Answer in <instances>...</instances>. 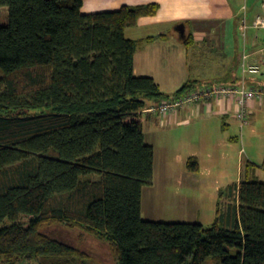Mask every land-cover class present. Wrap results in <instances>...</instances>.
<instances>
[{
	"label": "trees",
	"instance_id": "16d2710c",
	"mask_svg": "<svg viewBox=\"0 0 264 264\" xmlns=\"http://www.w3.org/2000/svg\"><path fill=\"white\" fill-rule=\"evenodd\" d=\"M83 5L0 0L9 7L0 25V263L89 264L90 254L45 231L61 224L107 242L117 264H264V181L253 161L221 189L211 224L144 219L155 148L143 111L204 84L188 80L170 96L135 74L140 40L126 29L156 15L158 2L92 13ZM187 167L198 171V158Z\"/></svg>",
	"mask_w": 264,
	"mask_h": 264
},
{
	"label": "rangeland",
	"instance_id": "374dc122",
	"mask_svg": "<svg viewBox=\"0 0 264 264\" xmlns=\"http://www.w3.org/2000/svg\"><path fill=\"white\" fill-rule=\"evenodd\" d=\"M161 1L163 5L158 19L142 18L139 23L126 29V35L133 39H142L148 34H155L159 28L167 30L169 40L164 44L163 53L171 57L165 65V73L169 74L166 88L167 94L173 96L176 89L190 77L192 82L207 83H230L231 78L227 69L226 61L229 54L233 57L238 47H243L246 38L243 25L250 23L257 13H264L262 7L264 0H182L181 10L169 8L168 2L172 0H86L82 10L86 13L109 11L120 8L122 5H135ZM231 1V2H229ZM234 5H240L234 11V17L240 21L236 31L230 39L229 49L218 44L217 38L211 37L199 41L200 46L191 48L188 56L181 52L180 38L176 26L182 22L181 15L186 11L197 10L208 11L213 18H209L207 24L196 23L191 20L189 26L198 29H207L215 25L214 17L225 18L227 10H232ZM163 10V11H162ZM211 10V11H210ZM180 11H182L180 13ZM190 15L189 17H191ZM175 18V19H174ZM159 19V20H160ZM9 22V7L0 6V25ZM186 22H189L186 20ZM153 25H150L152 24ZM200 24V25H199ZM264 36V29H257ZM229 34V33H228ZM218 40L219 33H216ZM167 39H163L166 41ZM221 40V39H220ZM184 44V43H183ZM140 48L144 44L139 45ZM225 54V72L223 69V58ZM175 61V62H174ZM264 66L262 67L263 70ZM239 73L242 74L240 65ZM234 71H238L235 67ZM225 74V77H224ZM250 74L249 76H259ZM198 80L195 81L194 79ZM264 86V85H263ZM173 89V90H171ZM235 99V98H233ZM236 101V99H235ZM258 102V101H256ZM253 113L248 116V122L242 126L236 113L225 114L219 121L212 120L211 124L195 119L191 125L174 122L169 124L162 121L158 116L144 113L142 115L146 142L153 144L156 148L154 160V184L147 185L143 189L142 216L144 219L158 221H195L199 220L205 225L211 224L216 217L217 203L221 189L228 185L239 182L242 171H246L248 161L255 162L259 167L256 170L258 179L264 181V104L257 105ZM225 122V123H224ZM197 155L201 159L202 171L198 172V181H180L181 170L186 167L188 157ZM182 177V176H181ZM180 177V178H181ZM179 180H178V179ZM175 191L182 195L175 196ZM184 198L187 200V209L182 204ZM199 214L200 216L196 217ZM29 215H22L21 220L26 221ZM45 231L65 242L91 255L89 264H117L109 244L101 241L94 235L80 228H71L61 224L47 226ZM7 264V263H0ZM18 264H45L44 261H23ZM48 264V263H46ZM203 264H216L212 257H207Z\"/></svg>",
	"mask_w": 264,
	"mask_h": 264
},
{
	"label": "crops",
	"instance_id": "0c3cea01",
	"mask_svg": "<svg viewBox=\"0 0 264 264\" xmlns=\"http://www.w3.org/2000/svg\"><path fill=\"white\" fill-rule=\"evenodd\" d=\"M152 2H154V1H152ZM155 2H158L160 4V9H159L158 13L154 16H142L139 18L137 23H139L140 19H142L144 17H146V18L152 17L154 19H158L155 21H159V23H160V21H162V19H160L158 17V15H159V12L161 11V9H163L162 8L163 5L160 3L161 1L160 2L155 1ZM229 2H231V1H229ZM85 4H86V0H84V5ZM139 4H145V3H138L135 5H139ZM181 4H182V0H172V2H168L169 8L170 9L174 8L175 11H176V9L181 10ZM239 6L234 5V6H232L233 9L231 11L227 10V12L225 13V18H221L219 16L214 17L215 21H217V22H214L215 25L211 26L210 28H208V25H207L206 30L198 29V28L193 29V26H189V24L191 23L192 19L195 22V24L196 23H200L202 25L207 24L206 22H208L209 18H213L212 15H210V12L201 11L200 13H198L197 10H189V8L187 10L185 9V11H186L185 15H181L179 17L180 20H182V22H180V23H185L187 36L192 37V42L190 44H186L184 39L181 38L183 40L181 42V44L184 46L181 47L180 51L184 52L188 56V54L191 52L190 50L192 47H195L198 45L200 46V44L198 42L205 40V39L207 40L208 37L209 38L211 37V40L213 38H217L218 44L222 43L224 48L229 49L230 48L229 47L230 39L233 36L232 33H233V31L237 30L238 26H240L239 25L240 21H238L237 17H234V14H235V16H237L236 12L239 9ZM262 7L264 9V5H262ZM235 10H236V12L234 13ZM181 12L182 11H180V13ZM260 13L261 12L257 13V15ZM190 15H192V16L189 17ZM255 17L252 19V21L250 23H248L249 32H246V34H245L246 38L244 40L245 42L243 44V47H238V51L236 52L234 57L232 56L233 54L230 53L228 55L229 57L226 58V61L228 62V63H226V65H229L227 72H229L228 75L230 76L231 81H232L231 85L238 84V82H239L240 73H239L238 68H240V63H241L243 51L246 50L248 52H251L252 53L251 59L256 60L260 56V49L264 48V36L259 31H257L256 28L251 26ZM186 20H188L189 22H186ZM150 25H153V23ZM261 29H264V28H261ZM216 33H219V35H220L219 40H218ZM169 38L170 37L167 33V30L164 28H159V30L155 34H148L145 37H143L142 39H137V40H140L139 45L144 44V46L142 48H140V46H138V49H137V51L135 53V57H134V72H135V74L139 75V76L140 75H149V76L154 77V79L161 86L162 90L166 93H168L166 91L167 90L166 88L170 84L167 83L169 74L165 73V70H166L165 65L167 64V62L170 60L171 57H166L168 53H163V51H164V44H166L165 42H167L169 40ZM163 39H167V40L163 41ZM222 63H223V69L222 70L225 72V54H224V58H223ZM235 67H237L238 71L233 72ZM260 73H262V74L259 76H249L247 78V84L248 85H264V68ZM260 73H258V74H260ZM224 77H225V74H224ZM188 80H192V79L190 77H188V79H186V81H188ZM194 80L197 81L198 79L195 78ZM185 82H183L182 85ZM182 85H180V87ZM180 87H178L177 89H179ZM171 90H173V89H171ZM257 105H262V104H260V102H256V101L251 104V108H250L251 114L253 113L252 111L254 110V108ZM237 109H238V107H237V103H236L235 99H233V98H220V99L211 100L210 102L201 103L199 105L187 106V107L179 110L177 113H174V114H171V115L165 116V117H162L161 115L156 114V113H150V115L158 116L162 119V121H164V122L166 121L169 124L174 123L176 121V122H178V124H181V125L183 123L191 125V122L197 118L199 119V121H205L206 120L205 121L206 124H211L212 122H214L212 120H215V122H216V120L219 121V119L221 117L223 120H225V114L236 113ZM145 139H146V134H145ZM151 145H153V144H151ZM155 152H156V148H155ZM190 157H197L198 158L200 168L198 171H191L188 169L187 163H186V167L181 170V173L179 175V179H181L180 181H182V183L189 181V183L191 184L192 182L198 181L200 179L198 172L202 171L201 159L197 155H192V156L190 155L188 157V159ZM153 180H154V178H153ZM153 184H154V181H153ZM153 184H151L150 186H152ZM181 195L182 194L179 191H177V192L175 191V196L177 198L178 197L181 198ZM182 200H183V203L181 202L180 205L182 204L181 207H183V209L186 210L187 204H188L187 203L188 198H184ZM198 216H200V215L197 214L196 217H198ZM195 221H197V220H195ZM188 222H194V221H188Z\"/></svg>",
	"mask_w": 264,
	"mask_h": 264
},
{
	"label": "built area",
	"instance_id": "2783aa9c",
	"mask_svg": "<svg viewBox=\"0 0 264 264\" xmlns=\"http://www.w3.org/2000/svg\"><path fill=\"white\" fill-rule=\"evenodd\" d=\"M251 26L256 29L264 28V13L258 14ZM248 27V22L245 20L243 25L245 32L248 30ZM251 55V52L243 51L241 58L242 74L239 77L238 84L231 85L216 82L204 84L179 97L165 98L144 109L143 112L156 113L165 117L177 113L179 110L190 105H199L220 98H235L238 107L236 115L242 126L245 125L248 122V116L251 114V104L255 101L264 104V86L247 84V78L250 74H258L262 71L264 65V48L260 49L258 59L252 60Z\"/></svg>",
	"mask_w": 264,
	"mask_h": 264
},
{
	"label": "water",
	"instance_id": "95a60500",
	"mask_svg": "<svg viewBox=\"0 0 264 264\" xmlns=\"http://www.w3.org/2000/svg\"><path fill=\"white\" fill-rule=\"evenodd\" d=\"M176 30L179 32V35H180V38L182 39H186L187 37V33H186V25L185 23H179L177 26H176Z\"/></svg>",
	"mask_w": 264,
	"mask_h": 264
}]
</instances>
